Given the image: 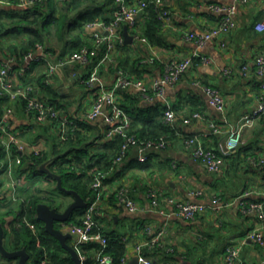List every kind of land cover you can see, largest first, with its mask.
I'll list each match as a JSON object with an SVG mask.
<instances>
[{
	"label": "crops",
	"instance_id": "crops-1",
	"mask_svg": "<svg viewBox=\"0 0 264 264\" xmlns=\"http://www.w3.org/2000/svg\"><path fill=\"white\" fill-rule=\"evenodd\" d=\"M138 1L140 0H131V3ZM212 5H235V27L225 37L208 41L204 47L196 49L192 42L186 40L185 34H202L218 24L219 16L210 10ZM2 8L13 9L8 4H0V9ZM163 9L171 19L169 25H164L162 29L163 44L160 47L148 45L141 39L144 36L140 35V31L136 30L139 32L136 35L124 24L121 27L122 34L126 27L134 40L132 43H124V47L115 55L116 59H122L123 62L126 59V66L132 69L135 68V61L140 59V77L149 87L153 79H159L164 74L165 65L170 61H183L192 58L197 52L209 59V62H195L183 74L180 82L168 87L161 96H154L150 91V99L134 89L130 91L140 107L166 104L173 106L178 117V132L172 137L166 150L149 153L144 169L125 168V163L130 158L138 159L136 151L131 152L129 158L115 170L120 171L121 175L111 183L106 182L105 189L97 201V217L103 229L116 232L126 243V255L122 264H137L135 248L139 244L144 245L145 255L157 264H228L226 248L243 240L241 262L236 264H264V246L257 245L250 239L254 228H261L264 233V222L256 214L243 211L240 202V199L264 201V116L260 117L253 127L243 129L241 145L254 146L256 156L258 155L249 158L248 163L237 161L233 164L236 161L235 150L228 157L230 159L227 158L220 172L211 173L203 163L194 159L192 148H188L185 143L187 138L198 136L206 148L221 153L227 138L226 130L239 125L243 117L257 109L263 96L260 84L264 83V77L256 76L254 61L257 56L264 54V33L257 31L255 27L264 18V0H171L164 3ZM145 12L138 18L139 29ZM95 32L102 31L99 28H84L81 37L86 45H93L92 35ZM136 36L141 38L137 39ZM24 42L23 36L14 35L0 40V64L10 65L15 83H32L38 96L44 98L46 94L38 82V79L44 76L42 82L48 83L58 94L56 99L69 104L71 111L79 114L81 110L92 106L93 93L85 89L81 81L88 66L71 65L47 78L48 69L44 62L25 61L27 53L21 49L16 52L14 49L15 46L21 48ZM39 46L43 47L44 52L47 51L51 61L60 59L58 46L46 41L30 51L36 56L35 59L44 53ZM153 58L155 60L151 62ZM103 65L102 70L100 68L102 78L107 85H112L116 79V75L110 70L112 64ZM245 65L249 67L248 75L241 71ZM229 70L230 74H226ZM203 86L213 87L221 92L227 106L224 112L210 105ZM1 103L5 110L6 104ZM11 107V123L14 129L21 133L20 140L27 145L23 156L30 155L36 145L42 152H46L54 136L51 128L38 124L33 116L25 112L21 103L14 102ZM194 109H199L204 119L193 120ZM187 119L191 120V123H184ZM210 121L218 125L223 132L213 133ZM96 124L100 130L93 127L91 133L99 131V137L104 133L105 125L102 119L93 123L94 126ZM102 142L103 140L96 141V146H101ZM16 168L6 174L0 169V225L4 228V244L9 251H15L11 250V229L18 213V198L25 196L31 186L30 182L33 181H23L25 174L23 179L16 177L20 173ZM34 182L46 191H49L48 186L52 184L41 178H36ZM55 186H58L57 181ZM119 187L129 190L130 196L140 204L141 211L131 213L117 202H113L111 195ZM152 190L159 194V208L163 213L151 205L148 195ZM217 197L227 206L215 213L211 208ZM172 198L200 203L208 210L195 220L186 221L175 214V207L169 203ZM62 200L69 205L73 198L69 196ZM78 238L77 235H72L71 239L78 241ZM153 240H156L153 244L157 247L149 256L152 249L147 243H152ZM97 258L96 253L94 261H97ZM11 262L18 264L17 260ZM0 264L10 263L2 261Z\"/></svg>",
	"mask_w": 264,
	"mask_h": 264
},
{
	"label": "trees",
	"instance_id": "trees-1",
	"mask_svg": "<svg viewBox=\"0 0 264 264\" xmlns=\"http://www.w3.org/2000/svg\"><path fill=\"white\" fill-rule=\"evenodd\" d=\"M116 1L45 0L36 6L21 9L19 6L20 0H0V4H8L13 7V9L7 10L5 8L0 9V40L10 35L17 37L23 36L25 39L23 46L21 48L15 46L14 49L16 52L21 49L28 54L36 45L43 44L45 41L52 40L54 37L58 40L56 46L60 50L59 58L64 59L68 55L79 52L86 45L81 35L88 23L98 20L110 21L112 19L116 9ZM126 1L131 3V0ZM163 26V22L158 17V11L151 6L143 15V23L140 29L137 27V30L140 31V35L144 36L143 38H146L152 47H160L163 44ZM138 31L134 33L136 35L139 34ZM123 45L124 43L117 45L114 56L119 49L124 47ZM105 50L106 45H103L96 59H101ZM116 60L119 62L110 63L112 64L110 65V70L114 75L117 76L119 70H123L131 78L141 79L140 67L142 65L140 59L135 61V68L133 67V69L126 66V59L124 62L121 61L122 59ZM197 61H199L198 58H194V63ZM93 66L94 64L86 68V74L83 75L81 80L85 89L90 90L91 93L93 91L83 81L87 80L88 73ZM43 79H45L44 76L38 79V82L46 95L44 98H40L56 106L58 110L64 111L72 124L69 126L65 140H61L56 133V129L54 128V131L51 127L54 136L51 138L48 150L40 154L31 153L28 156H23L22 165L16 169L21 171L22 167L26 165L27 172L41 175V180L44 179V181L50 183L55 182L56 184L54 178L41 171V167L46 165L45 169L59 176L61 178L62 188L76 191L84 199L86 206L82 209L75 210L67 222L56 223L55 227L60 230H62L63 225H77L82 227L84 226L87 208L92 203L97 202L103 192L102 190H93L91 188L94 177L96 175L100 177L107 176L104 180V184H107L106 182L111 183L121 175L120 171H115L120 165L114 169L112 168L114 159L117 157L125 138L127 136H134L140 145L148 141L160 140H165L169 145L172 137L177 135V125L166 123V106L140 107L138 106V100L130 94L132 89L138 90L135 88L123 89L118 91V102L120 107L128 113L131 119L129 128L126 131L127 136H115L111 140H106L104 133L99 135V137V131L97 133H91L93 127L95 129L98 128V130L100 129L97 127V124L94 126V122L86 119L84 115L86 110H81L79 114L71 111L68 106L69 104H64L56 99L58 94L48 83L45 81L42 82ZM138 93L140 92L138 91ZM1 102H4L7 107L11 106L9 98L0 94V117L5 112L1 106ZM172 109L176 112L173 106ZM192 111L194 114L200 112L199 109ZM30 115L33 116L32 114ZM88 134L90 135L87 136ZM98 140H103V142L101 146L97 147L96 141ZM255 151L256 149L252 145L242 146L240 144L234 154L236 161L233 164H236L237 161H239L238 163L241 161L248 163L249 158L258 157ZM51 157L53 159H50ZM147 161L143 162L139 159L130 158L125 163V168L144 169L148 163ZM35 179L33 178L32 182L29 180L31 186L28 188L29 190L25 196L18 198V213L11 229L13 234V249L11 250L26 249L30 257L29 264H38L44 258L47 259L48 264H75L70 254L61 246L59 241L46 232L45 224L37 218L36 213L39 204H47L58 211H64L68 205L62 199L69 197V195L64 191L56 189L60 196L57 199L53 198L52 195V197L50 196L51 193H49L51 191L43 190L36 184L37 182H34ZM52 192L55 193L56 191ZM111 197L113 202H117L116 193H113ZM95 218L100 226H96L95 231L101 232L108 240L105 249H102L101 245L97 243L78 244L74 239L68 240V244L78 251L80 257L85 258L83 264H97V261H94V256L96 253L97 255L100 254L101 251L100 255L109 256L113 264H122L126 255V243L123 242L122 237L116 232H108L103 229L99 218ZM25 221L29 222L36 232H33L32 228L28 227ZM149 245L152 249L150 251L151 254H149L150 256L153 254V250L156 249L157 245L152 243H149ZM146 256L148 257L147 254Z\"/></svg>",
	"mask_w": 264,
	"mask_h": 264
},
{
	"label": "built area",
	"instance_id": "built-area-1",
	"mask_svg": "<svg viewBox=\"0 0 264 264\" xmlns=\"http://www.w3.org/2000/svg\"><path fill=\"white\" fill-rule=\"evenodd\" d=\"M45 0H20L19 6L22 8L33 7L43 3ZM171 0H140L137 3H130L126 0H117L116 9L113 13V17L110 21L98 20L90 22L86 25L87 29L99 28L100 32H95L92 35L93 45L89 47L84 45L79 52L68 55L64 59H58L57 61H51L48 57V53L43 47L39 46V49L44 52L38 59L33 53L25 55V61H38L44 62L47 65L48 73L47 78L53 76L58 70L69 67L71 65H80L87 67L94 64L91 71L88 73L87 80L83 81L93 91V104L84 112L86 119L91 122L103 120L105 125L104 136L106 140H111L115 136H127L126 131L129 128L131 119L128 113L122 109L119 105L118 91L128 88L137 89L144 97L150 98V91L153 95L161 96L164 94L168 87L177 85L182 79L183 74L190 69L194 64V58H198L202 62L208 63L209 59L199 55L197 52L194 56L183 61H170L165 65V72L159 79H153L151 87L147 86L144 79H134L126 75L123 70H119L116 79L112 85H107L103 80L100 68L105 63H116V57L114 52L117 49V45H122L125 41L121 31V27L127 24L128 27L135 32L138 27V18L149 7L153 6L158 11V17L164 25H169L171 19L168 13L163 9L164 3ZM210 10L219 16L218 24L202 33H187L185 38L187 41L192 42L196 49H200L206 45L208 41L223 38L229 34L235 27L234 15L236 13V6L231 5H212ZM256 30L264 33V18L256 25ZM136 38H141L136 36ZM143 41L150 43L146 38H141ZM106 45V50L101 59L98 57L99 51L102 46ZM225 46V44H222ZM96 59V60H94ZM154 58L151 62H154ZM96 61V62H94ZM256 76L264 77V54L256 57L254 61ZM242 73L249 74V67L247 65L242 67ZM230 70L226 74H230ZM200 85V83H198ZM260 88L263 91V96L260 99L257 109L250 115H247L241 119L239 125L228 128L226 130L227 138L225 147L221 149V153L214 149L206 148L200 138L189 137L185 143L188 148H192L194 159L203 163L209 172H220L226 163V159L230 157L235 150L240 146L243 139V129L245 127H253L256 121L264 116V83L260 84ZM204 91L209 97V103L212 107L218 111L224 112L226 110V100L221 92L213 87L203 86ZM0 94L9 98L10 104L19 102L23 105L26 113L32 114L38 124L47 127H52L53 130L59 136L61 140L67 138L69 126L72 122L68 119L67 114L64 111L58 110L56 106L40 98L36 93V88L33 84H20L14 82L11 75V67L9 64H0ZM167 107L165 111V121L169 124H176L177 115L173 111L170 104L165 105ZM12 107L8 106L5 109L4 114L0 117V154L3 156L0 160V169L5 168L8 172H11L13 167L22 165L23 154L27 145L20 140L21 133L14 129L11 118L13 115ZM194 119H204L200 113L193 115ZM184 123H191V120H185ZM55 128V129H54ZM210 128L213 133L220 134L223 130L216 125L213 121H210ZM168 144L165 140L160 141H148L146 143L138 144L137 139L134 136H127L122 144L117 157L114 159L113 168L124 163V161L130 156L133 150L138 152V159L140 161H147L148 155L151 152H159L167 149ZM39 146L36 145L32 153L40 154ZM112 171V170H111ZM107 176H95L91 184L93 190H104V180ZM117 204L125 207L129 212L136 213L141 211L140 204L134 200L126 187H119L116 190ZM149 199L151 205L158 212L163 213V210L159 208V194L157 191H151L149 193ZM243 211L249 214H256L259 219L264 222V201H247L246 199H240ZM169 203L175 207V214L182 217L186 221H193L198 216L207 212L208 208L205 205L195 202L179 201L175 198L169 199ZM227 204L221 203L217 197L214 199V205L211 210L215 213L222 211L226 208ZM99 214L97 202L92 203L86 210L84 226L79 227L77 225H63L62 231L64 233H70L71 235H77L78 244L80 243H97L101 245L102 249L107 246V238L101 232L95 231L96 226H99L95 217ZM26 222V221H25ZM28 227H31L33 232L36 230L26 222ZM100 227V226H99ZM250 239L260 246H264V233L261 228H254L251 231ZM156 240L152 241L155 242ZM40 243V241H38ZM244 240L241 243L232 244L226 249V261L228 264H236L240 261V253ZM149 245V243H147ZM144 245L139 244L136 246L137 264H156L151 258L147 257L144 253ZM102 252V251H101ZM100 252V254H101ZM98 254L97 264H113L112 259L106 255ZM82 261L84 257H81ZM124 262V260H123ZM38 264H48L47 259H41Z\"/></svg>",
	"mask_w": 264,
	"mask_h": 264
},
{
	"label": "water",
	"instance_id": "water-1",
	"mask_svg": "<svg viewBox=\"0 0 264 264\" xmlns=\"http://www.w3.org/2000/svg\"><path fill=\"white\" fill-rule=\"evenodd\" d=\"M124 43H132L134 37L128 34V30L125 27L124 32ZM136 156L138 157V152H135ZM45 166L41 167V171L47 173L49 176L54 178L58 182V189L60 191H64L66 194L73 198L71 204L67 206L64 211H58L57 209L51 208L47 204H39L36 209L37 218L45 224V230L48 234L52 237L57 239L61 246L70 254L71 259L75 264H83V261L78 253V251L68 244V240L72 238L70 233H64L62 230L57 229L55 227L56 223H65L69 220L71 215L75 210L82 209L86 206V202L84 199L73 190H65L62 188L61 178L52 174L50 171L45 169ZM5 231L2 225H0V254L4 258L8 260H17L18 264H29V254L27 253L26 249H20L16 251H9L5 247L4 240H5ZM137 258L135 259V263H137Z\"/></svg>",
	"mask_w": 264,
	"mask_h": 264
},
{
	"label": "rangeland",
	"instance_id": "rangeland-1",
	"mask_svg": "<svg viewBox=\"0 0 264 264\" xmlns=\"http://www.w3.org/2000/svg\"><path fill=\"white\" fill-rule=\"evenodd\" d=\"M46 42H48V43H53V45H56V43L58 42V40H57V38H54L53 37V39L51 40V39H49L48 41H46ZM63 92V91H62ZM2 158H1V156H0V160H1ZM1 167V166H0ZM15 167V166H14ZM13 167V168H14ZM1 171H3V173H7L8 172V170L7 169H5V168H2L1 169ZM26 175L25 177H24V179H23V175ZM36 174H33L32 172L30 173V172H27V167H26V165L25 166H23L22 167V170L20 171V173H18V175H16V177H19V179H23V181H25V180H27L26 182H28L29 180H32L33 178L35 179L36 177L37 178H40L41 177V175H36ZM51 187V188H50ZM48 188H49V191H51V192H49V193H51L50 194V196L52 195L53 196V198H58L60 195H59V192L56 190L57 189V187L55 186V182L54 183H52V184H50V186H48ZM52 191H56L55 193H53ZM51 196V197H52ZM0 219H1V217H0ZM6 232H7V236H9V229L7 228V230H6ZM6 242H7V238H6ZM6 245H7V243H6ZM7 262V263H12L11 261H16V260H8V259H6V258H4L3 256H1V254H0V262ZM14 264H16V262L14 263Z\"/></svg>",
	"mask_w": 264,
	"mask_h": 264
}]
</instances>
